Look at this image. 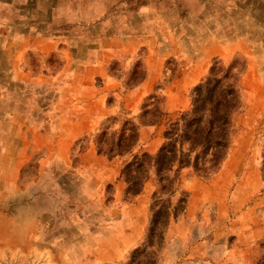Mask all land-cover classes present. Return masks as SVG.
<instances>
[{
  "label": "rangeland",
  "instance_id": "obj_1",
  "mask_svg": "<svg viewBox=\"0 0 264 264\" xmlns=\"http://www.w3.org/2000/svg\"><path fill=\"white\" fill-rule=\"evenodd\" d=\"M39 1L32 25L74 42L52 62L59 71L66 57L70 78H58L57 89L49 82L9 85L25 111L8 132L0 124V264H127L144 242L154 183L124 201L119 174L130 156L97 158L94 138L123 110L138 121L156 95L165 117L142 128L133 150L154 154L166 123L189 109L191 90L213 60L245 64L243 107L218 173L184 175L187 209L171 222L157 264H257L264 257V0ZM97 61L117 94L89 68ZM134 68L136 77L151 73L144 95L128 92ZM99 97L112 115L81 135V110H92Z\"/></svg>",
  "mask_w": 264,
  "mask_h": 264
},
{
  "label": "trees",
  "instance_id": "obj_2",
  "mask_svg": "<svg viewBox=\"0 0 264 264\" xmlns=\"http://www.w3.org/2000/svg\"><path fill=\"white\" fill-rule=\"evenodd\" d=\"M244 70L243 62L213 60L205 77L191 90L189 109L166 123L163 142L154 154H133V150L141 128L154 126L165 117L156 95L142 105L138 121L123 110L121 120L108 117L101 125L94 138L96 153L110 161L130 156L119 174L125 184L124 201L133 200L150 181L154 183L145 239L127 264L158 263L171 222L178 221L187 209L184 175L210 179L226 161L235 135V116L243 107L240 81ZM136 74L134 68L128 89L139 86L146 77V71ZM261 172L264 178V150ZM257 264H264V257Z\"/></svg>",
  "mask_w": 264,
  "mask_h": 264
},
{
  "label": "crops",
  "instance_id": "obj_3",
  "mask_svg": "<svg viewBox=\"0 0 264 264\" xmlns=\"http://www.w3.org/2000/svg\"><path fill=\"white\" fill-rule=\"evenodd\" d=\"M40 11L41 1L39 0H0V124H5L7 132L11 120H15L16 116L20 117L25 111L19 106V96L10 90L11 87L9 88L11 82L16 80L27 83L30 81L37 83L36 85L49 82L50 84L53 83L54 87L56 85L55 89H57L58 78L63 76L67 79L70 78L67 74L69 64L66 57L62 60L59 71L54 65L52 69V62L55 61L53 59L58 54L62 55L68 49L73 51L74 42L68 38L67 33L65 35L56 32L47 34L32 25L30 20H35L37 18L36 12ZM127 43L132 46L134 40L129 39ZM131 46L124 47L122 51L124 53L130 52ZM128 48L129 50H126ZM104 59L106 57L101 60L106 61ZM89 68L94 71L96 77L109 79L108 82L113 84L111 87L114 90L113 94H117L115 91L118 89V86H115L117 83L111 80L107 67L101 69L97 61ZM152 84L151 73L146 70V77L143 82L139 86L129 89L128 92L138 91L139 95H141L140 93L144 95L151 90ZM65 87H68L67 82ZM101 101H103L101 97L93 99L94 108L92 110L90 108L81 110L83 116L79 119L76 127V131L81 132V135L105 115H112L111 110L107 109L108 111H106L102 108ZM5 137H8V134ZM7 140L9 139L7 138ZM145 150L152 153L149 149ZM95 156L103 158L97 153ZM106 161L108 163L114 162V160L108 159Z\"/></svg>",
  "mask_w": 264,
  "mask_h": 264
}]
</instances>
